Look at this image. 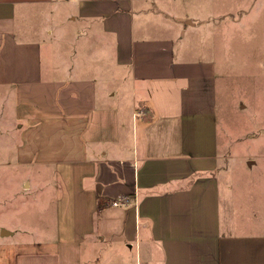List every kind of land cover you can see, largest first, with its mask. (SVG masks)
Masks as SVG:
<instances>
[{
	"label": "crops",
	"instance_id": "obj_1",
	"mask_svg": "<svg viewBox=\"0 0 264 264\" xmlns=\"http://www.w3.org/2000/svg\"><path fill=\"white\" fill-rule=\"evenodd\" d=\"M244 14L264 0H0V121L54 175V235L15 264H264V150L220 152L214 121ZM108 64L139 106L105 100Z\"/></svg>",
	"mask_w": 264,
	"mask_h": 264
},
{
	"label": "rangeland",
	"instance_id": "obj_2",
	"mask_svg": "<svg viewBox=\"0 0 264 264\" xmlns=\"http://www.w3.org/2000/svg\"><path fill=\"white\" fill-rule=\"evenodd\" d=\"M206 7L195 17L198 23L207 22ZM195 14V13H194ZM226 19V18H225ZM180 16V21H188ZM240 29L247 36L244 44H233L234 56L220 60L217 79V103L214 121L218 128L220 152L264 150V18L259 21L255 15H242ZM207 28V27H206ZM209 31L201 28L195 45L198 58L210 55ZM80 35H78L79 37ZM189 43L188 36L182 38ZM176 41V50L178 47ZM191 45V42H190ZM66 50V44L62 46ZM110 63V61H107ZM110 65L100 69L97 85L112 96L105 100L115 103H134L139 106L141 94L132 91L130 76L126 68L121 69L123 78L111 73ZM109 92H106L107 95ZM14 94L0 89V115L5 109L13 110ZM13 132V131H12ZM5 124L0 121V230L10 231L0 235V264H15L16 253L34 247L33 242L40 236L54 235V209L50 205L53 196V167L36 160L19 161L14 150L16 139H7ZM238 161V159H237ZM43 183L44 187H38ZM99 254H103L99 252ZM87 254L84 253V257ZM105 258V256L103 257ZM109 258V257H108ZM105 259H103L104 262Z\"/></svg>",
	"mask_w": 264,
	"mask_h": 264
},
{
	"label": "water",
	"instance_id": "obj_3",
	"mask_svg": "<svg viewBox=\"0 0 264 264\" xmlns=\"http://www.w3.org/2000/svg\"><path fill=\"white\" fill-rule=\"evenodd\" d=\"M8 234H10V231H8V230H6V229H3V228L0 230V235H1V236H3V235H8Z\"/></svg>",
	"mask_w": 264,
	"mask_h": 264
},
{
	"label": "built area",
	"instance_id": "obj_4",
	"mask_svg": "<svg viewBox=\"0 0 264 264\" xmlns=\"http://www.w3.org/2000/svg\"><path fill=\"white\" fill-rule=\"evenodd\" d=\"M112 204L113 205H118V204L125 205L126 203L125 202L112 201Z\"/></svg>",
	"mask_w": 264,
	"mask_h": 264
}]
</instances>
